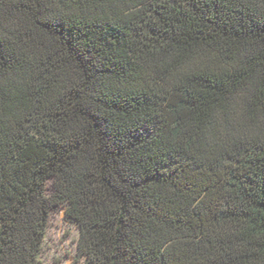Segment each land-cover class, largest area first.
<instances>
[{
  "label": "trees",
  "instance_id": "trees-1",
  "mask_svg": "<svg viewBox=\"0 0 264 264\" xmlns=\"http://www.w3.org/2000/svg\"><path fill=\"white\" fill-rule=\"evenodd\" d=\"M60 205L74 264H264V0H0V264Z\"/></svg>",
  "mask_w": 264,
  "mask_h": 264
},
{
  "label": "rangeland",
  "instance_id": "rangeland-1",
  "mask_svg": "<svg viewBox=\"0 0 264 264\" xmlns=\"http://www.w3.org/2000/svg\"><path fill=\"white\" fill-rule=\"evenodd\" d=\"M51 182H47V192ZM76 224L65 216V206L54 208L48 216L39 253L40 264H74L78 240Z\"/></svg>",
  "mask_w": 264,
  "mask_h": 264
}]
</instances>
